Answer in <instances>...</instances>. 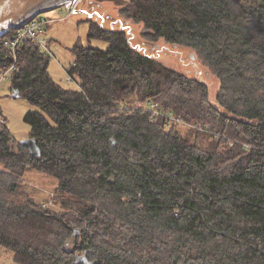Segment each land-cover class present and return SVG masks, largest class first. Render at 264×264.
<instances>
[{
  "label": "trees",
  "instance_id": "1",
  "mask_svg": "<svg viewBox=\"0 0 264 264\" xmlns=\"http://www.w3.org/2000/svg\"><path fill=\"white\" fill-rule=\"evenodd\" d=\"M102 1L147 40L194 50L220 90L213 101L92 20L88 37L109 46L70 49L77 87L55 80L35 39L13 52L0 38L41 149L13 148L0 123V245L18 264H264V0ZM28 169L58 181L60 211L18 199Z\"/></svg>",
  "mask_w": 264,
  "mask_h": 264
},
{
  "label": "rangeland",
  "instance_id": "2",
  "mask_svg": "<svg viewBox=\"0 0 264 264\" xmlns=\"http://www.w3.org/2000/svg\"><path fill=\"white\" fill-rule=\"evenodd\" d=\"M44 13L48 14H46L47 24L43 26L40 36L49 43V72L63 86H78V81L70 80L67 72L75 59V55L70 50L72 47L78 43L101 49H107L109 46L102 39L88 37L90 26L88 20H92L106 29L125 30L132 46L141 53L154 57L165 66L190 78L204 82L210 90L212 100L215 101L221 86L220 80L208 66L202 63L194 50L171 45L164 39L147 40L143 25L123 16L114 3L102 0H76L71 9L62 5L41 12ZM9 68L7 69L10 70ZM15 70L16 68L11 71V76ZM4 74V71L0 70V111L6 117L12 133L11 146L17 148V145L28 137L30 131V126L24 121L25 114L38 108L31 105L24 96L15 95L16 92L11 88L10 76ZM183 125L181 124L180 129L185 132L189 125H186L187 127ZM0 169L5 170L2 164ZM20 181L22 194L18 197L19 200L29 202L33 200L35 203L46 204L56 212L61 210V205L56 201L58 181L54 177L28 169ZM0 264H18L14 260L13 251L1 245Z\"/></svg>",
  "mask_w": 264,
  "mask_h": 264
},
{
  "label": "water",
  "instance_id": "3",
  "mask_svg": "<svg viewBox=\"0 0 264 264\" xmlns=\"http://www.w3.org/2000/svg\"><path fill=\"white\" fill-rule=\"evenodd\" d=\"M73 1L74 0H0V36L10 34L11 28L20 27L39 12L47 11L62 5L71 9ZM15 92V95L19 94L18 91ZM20 144L28 147L33 156H40L41 149L34 138L27 137L23 139ZM79 259H83L87 262L86 254L79 257Z\"/></svg>",
  "mask_w": 264,
  "mask_h": 264
},
{
  "label": "built area",
  "instance_id": "4",
  "mask_svg": "<svg viewBox=\"0 0 264 264\" xmlns=\"http://www.w3.org/2000/svg\"><path fill=\"white\" fill-rule=\"evenodd\" d=\"M44 12V11H43ZM47 13L41 14V12L35 14L32 16L27 23L21 25L18 28H11L10 34L2 35L0 38H4V45L8 46L12 49V51H15V48L19 45V43L22 41L23 38L29 37L35 39L41 46L42 50L49 51V43L40 36V33L43 31V26L47 24ZM48 15V14H47ZM7 35H10V37H7ZM16 68V63L14 62L10 70L4 71V76H10V73L13 69ZM69 79L72 80V78L69 76ZM5 122V116L0 111V123Z\"/></svg>",
  "mask_w": 264,
  "mask_h": 264
},
{
  "label": "bare ground",
  "instance_id": "5",
  "mask_svg": "<svg viewBox=\"0 0 264 264\" xmlns=\"http://www.w3.org/2000/svg\"><path fill=\"white\" fill-rule=\"evenodd\" d=\"M74 2H76V0L73 1V4H74ZM68 3H69V1H68ZM73 4H72V5H73Z\"/></svg>",
  "mask_w": 264,
  "mask_h": 264
}]
</instances>
